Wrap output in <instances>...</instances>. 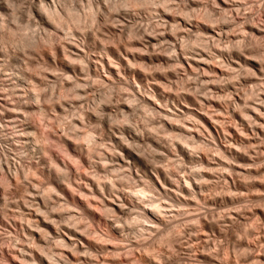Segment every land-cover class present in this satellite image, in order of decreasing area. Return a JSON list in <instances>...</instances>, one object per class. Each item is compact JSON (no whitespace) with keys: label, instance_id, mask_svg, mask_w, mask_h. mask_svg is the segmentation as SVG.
Segmentation results:
<instances>
[{"label":"rangeland","instance_id":"374dc122","mask_svg":"<svg viewBox=\"0 0 264 264\" xmlns=\"http://www.w3.org/2000/svg\"><path fill=\"white\" fill-rule=\"evenodd\" d=\"M0 264H264V0H0Z\"/></svg>","mask_w":264,"mask_h":264},{"label":"bare ground","instance_id":"6f19581e","mask_svg":"<svg viewBox=\"0 0 264 264\" xmlns=\"http://www.w3.org/2000/svg\"><path fill=\"white\" fill-rule=\"evenodd\" d=\"M37 46H38V45H37ZM39 47L41 48V46H39ZM40 50H41V49H40ZM73 138H74V137H73ZM74 139H75V138H74ZM91 147H92V146H90V147L88 146V147H87V151H86L87 154H85V155L88 156L89 159L92 157V149L94 150V148L91 149ZM81 150H82V149H81ZM93 153H94V151H93ZM85 158H86V157H85ZM88 161H89V160H88ZM97 178H98V177H97ZM97 178H96V179H97ZM93 182H94V180H93ZM96 182H97V181H96ZM97 184H98V183H97ZM96 186H98V185H96ZM25 189H26V188H25ZM40 198H41V201H42L43 203H46V202H47V201H46L47 198L45 197V195L42 194V192H41ZM181 234H182V233H181ZM182 235H183V234H182ZM169 243H170V242H169ZM168 245H169V244H168Z\"/></svg>","mask_w":264,"mask_h":264}]
</instances>
